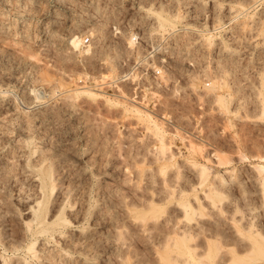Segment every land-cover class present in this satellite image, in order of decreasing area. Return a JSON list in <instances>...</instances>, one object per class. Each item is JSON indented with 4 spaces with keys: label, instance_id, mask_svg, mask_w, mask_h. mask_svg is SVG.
Returning a JSON list of instances; mask_svg holds the SVG:
<instances>
[{
    "label": "rangeland",
    "instance_id": "obj_1",
    "mask_svg": "<svg viewBox=\"0 0 264 264\" xmlns=\"http://www.w3.org/2000/svg\"><path fill=\"white\" fill-rule=\"evenodd\" d=\"M149 1L154 4L0 0V264H164L162 256L170 249L173 263L186 264L187 255L173 252L171 245L184 231L195 234L186 242L196 249L194 258L211 247L212 263L220 264L230 256L228 247H235L229 241L248 245V234L231 224L234 217L241 222L258 217L264 224L254 168L256 156L264 157V117L257 116L264 97L263 3L163 0L171 13L185 16L169 30L181 88L143 91L133 100L127 99L129 90L77 84L82 73L106 72L103 76L112 78L121 70L127 50L114 31L127 28L128 43L130 27L145 32L151 20L138 3ZM205 25L214 37L210 45L199 32ZM222 81L228 85L220 86ZM218 95L227 98L232 111L239 108L236 114L216 105ZM129 106L134 110L125 111ZM151 121L162 126L165 150ZM213 152L229 158L226 165L207 166L212 179L220 175L228 182L222 205L230 207L218 212L209 205L201 213H186L176 202L179 190L193 201L194 193L202 200L207 189L195 183L191 161L205 164L202 156ZM242 154L248 160L239 159ZM170 155L176 165L160 174L159 165ZM42 177L53 187L45 191L42 220L35 222ZM246 198H256L255 203L239 208L237 201ZM227 231L233 239L223 240L231 246L221 242ZM211 236L216 240L209 246ZM31 241L34 256L25 250Z\"/></svg>",
    "mask_w": 264,
    "mask_h": 264
},
{
    "label": "bare ground",
    "instance_id": "obj_2",
    "mask_svg": "<svg viewBox=\"0 0 264 264\" xmlns=\"http://www.w3.org/2000/svg\"><path fill=\"white\" fill-rule=\"evenodd\" d=\"M154 1V0H153ZM143 2H144V0H143ZM146 2V1H145ZM171 2L172 3H176V4H180L182 1H180V0H171ZM255 2H261V3H263L264 4V0H255ZM138 8H140V9H144V15L145 16H148V17H150V18H153V20L154 21H152L151 23H149V24H147V23H145L146 25H148L149 26V28H147L146 30H145V33H147V35H150V34H153V33H159V34H161V33H164V32H169V30L171 29H173L176 25H177V23H181L182 22V19L185 17L184 16V14L183 13H180L179 11H177L176 13H171V11H169V7H168V5H167V3H164V4H159L158 6L157 5H154V4H152L151 3V1H149V2H147V3H138ZM146 22H147V20H146ZM154 22V23H153ZM205 28L204 29H200L199 30V32H200V36L202 37V39L204 40V42H206V44L207 45H210L211 43H212V41H213V39H214V37H213V34H212V32L210 31V29H208V28H206V25L204 26ZM134 37V33H132L131 35H130V42L132 43V40H131V38H133ZM175 45H177V44H175ZM174 47V46H173ZM176 47V46H175ZM175 47L172 49H170L171 51L170 52H172L174 49H175ZM158 48H160V46H158ZM177 48V47H176ZM161 49V48H160ZM174 52H176L175 50H174ZM111 66V65H110ZM106 74V72H103V73H97L96 75H92V77H94V78H99V79H104V78H109V77H105V76H103V75H105ZM110 79H114V77H112V78H110ZM116 81V80H115ZM224 81H222V83L220 84V86H226V85H228L226 82L225 83H223ZM261 82V81H260ZM262 83V82H261ZM79 85V84H78ZM79 86H86V85H79ZM261 86H263V84H261ZM89 87H91V88H94V87H92V86H89ZM216 87V83L215 82H212V85H211V88H215ZM264 87V86H263ZM96 89V88H95ZM114 89H117V88H114ZM176 88H174V89H172L171 91H173V90H175ZM152 90H155V89H151V90H143V91H152ZM142 91V92H143ZM155 91H159V90H155ZM90 94H92V93H90ZM259 95H261V93L259 92ZM258 96V95H257ZM263 95H261V98L259 99L260 100V102H261V106H260V108H259V112H258V114H257V116L258 117H264V97H262ZM215 101H217V103H216V105L217 104H219V107L221 108V109H223L224 111H226L227 113H232L233 112V114H236V110L237 109H239V108H235L233 111H232V109H230L229 107V103H228V100H227V98L226 97H224V96H222V95H218L217 97H216V100ZM238 105H240V103L238 104ZM217 109H218V106H217ZM127 110H134L131 106H129V107H126L125 108V111H127ZM222 111V110H221ZM225 112V113H226ZM145 113V112H144ZM226 113V114H227ZM246 113V112H245ZM248 114V113H247ZM245 115V114H244ZM251 116H253V115H251ZM140 117H141V115H140ZM139 117V118H140ZM144 117H147V119L149 118L150 119V116L148 115V114H146V116H144ZM254 117H256L255 115H254ZM151 120H153V119H151ZM230 121V120H229ZM152 122V121H151ZM150 122V123H151ZM153 124V133H154V135L156 136V137H159V142L161 143V145H159V147H160V150L162 151V150H165V149H163L164 148V141L162 140V132H163V129H161V125H160V123H159V125L160 126H158V123H156V122H152ZM225 124V123H224ZM230 124V123H229ZM223 126V125H222ZM151 130V129H150ZM164 135V134H163ZM158 142V143H159ZM246 143V142H245ZM223 144V143H222ZM225 144V143H224ZM258 145V144H257ZM220 146V145H219ZM193 147V146H192ZM190 148L191 150H194V149H196V147H194V148ZM224 147V146H223ZM223 147H222V149H223ZM198 148V147H197ZM258 148H259V146H258ZM168 149V148H167ZM199 149V148H198ZM229 149V148H228ZM243 149V148H242ZM169 151V150H168ZM194 151H197V150H194ZM236 151V150H235ZM193 152V151H192ZM214 153V152H213ZM208 153V155L207 156H202V158L204 159V161H205V164L204 163H199V162H197V161H191L192 162V166L195 168L196 167V172H197V177H196V179H197V182H195L196 184H198L199 186H200V188L201 189H203V187H206L207 189H206V191L205 190H203L206 194H205V196L209 199L208 201V203L206 204V201H202V200H207L206 199V197H204L202 200H201V198L199 199V197H197V195L194 193V197L196 198V201H197V204H194V197H193V201H191V199H189L188 197H189V194L188 193H181V192H183L182 190H179V194H180V196H179V198L177 199V203H178V205L179 206H182V209H183V211H185L186 213L188 212V211H190V212H192V213H190V214H194V212H195V210L197 209L200 213L202 212V210H205L206 209V206H211V208L213 207V208H216V209H218V212L219 211H221L222 210V212L226 209V207H227V205L228 204H226L225 206L224 205H222L223 203V200L225 199V194L224 193H226V192H228L227 190L229 189V187H227V185H226V183H228V182H226L225 181V179L222 177V176H218L217 178H216V180L215 179H212L213 178V176H211L210 175V167L209 166H207V163L209 164L210 163V165L211 164H214L213 166H215L216 164H217V166L218 165H226V164H228L229 163V158H227V156L226 155H222V154H217L216 152V154L214 153ZM171 154V153H170ZM193 154V153H192ZM210 154H213V155H210ZM205 155V154H204ZM261 154H259L258 156H256V158L257 159H259V161H258V163H256L255 165H256V167H254L257 171H256V173L258 174V176H259V183L258 184H260V186H261V189H259V193L261 192V194L262 195H260L262 198V201L264 202V157H262V156H260ZM171 156V155H170ZM169 156V157H170ZM211 156H214L213 158L211 157ZM239 156H241V158H239V159H241V160H244V161H246V160H248V157H247V155L245 156V155H239ZM173 158V155L170 157V158H168V159H165V162L164 163H162L161 162V165H159V173L160 174H164L165 173V171L168 169V167H173V166H175L176 165V163L174 162V158ZM214 158H215V160H214ZM252 158H254L255 159V157H252ZM249 159H250V157H249ZM167 160V161H166ZM253 160V159H252ZM188 161V160H187ZM190 163V162H189ZM179 166V165H178ZM190 168V167H189ZM175 169V168H174ZM216 172H218V171H216ZM47 173V172H46ZM48 174V173H47ZM47 174H44V175H46V176H48L49 177V174L47 175ZM44 175H43V177H44ZM216 175V174H215ZM214 175V176H215ZM45 176V177H46ZM178 176V175H177ZM42 177V178H43ZM47 177V178H48ZM218 179V180H217ZM232 179V178H231ZM230 179V180H231ZM228 180V179H227ZM233 180V179H232ZM233 182V181H232ZM53 184V183H52ZM51 184V185H52ZM231 184V183H230ZM51 185L48 183V184H46V179L45 178H43V181H41V188H42V190H43V198H42V200L40 201V202H38V204L36 205L37 207H36V209L34 210V219H33V221H35V222H40L41 220H42V212H43V208H44V201L45 200H43V199H45L44 197H45V191H47V188H48V190H51V188L53 187V185H52V187H51ZM229 185V184H228ZM199 186H198V188H199ZM193 187V186H192ZM192 187H191V189H192ZM232 187V186H231ZM191 189H190V191H191ZM196 188H193L192 190H195ZM231 190V189H230ZM189 191V192H190ZM172 192V191H171ZM191 192H193V191H191ZM195 192V191H194ZM174 193V192H173ZM192 194V195H191ZM190 195L191 196H193V193H190ZM231 195H233V193L231 194ZM170 196H173L172 195V193L170 194ZM169 196V197H170ZM259 196V197H260ZM247 197V196H246ZM252 197V196H251ZM257 197V196H256ZM170 199H172V197L170 198ZM239 199V198H238ZM243 199H245V198H243ZM253 199H256V198H246V200L245 201H237V206L239 207V208H241V206L243 207V208H245V206H250V205H252V204H254L255 202H253ZM169 200V199H168ZM242 200V199H241ZM234 201V200H233ZM170 202V201H169ZM168 203V202H167ZM176 203V204H177ZM220 203H221V205L222 206H220ZM263 205H264V203H263ZM158 206V205H157ZM229 207H230V205H228ZM234 206H236V204L234 205ZM236 206V207H237ZM156 207V206H155ZM159 207V206H158ZM237 207V208H238ZM255 206H253V207H249V208H247V209H249V210H252L253 208H254ZM153 208V207H152ZM160 209H162L161 207H159ZM209 207H207V209H208ZM235 209V207H234V210H236V211H238L239 210V208L238 209ZM242 208V209H243ZM160 209H157V211L158 210H160ZM224 209V210H223ZM156 210V209H155ZM154 210V211H155ZM196 210V211H197ZM233 210V209H232ZM197 211V212H198ZM235 211V212H236ZM134 212V211H133ZM184 212V213H185ZM227 212V211H226ZM230 212V211H229ZM234 212V211H233ZM189 214V213H188ZM231 215H232V213H231ZM233 215H234V213H233ZM190 216V215H189ZM235 216V215H234ZM230 217V216H229ZM243 217V216H242ZM232 218V217H231ZM230 218V219H231ZM238 218H240V217H238ZM257 219H254V221L253 220H251V221H248L247 219H245V221H243V222H241V218L240 219H236V217H234L233 218V222L231 223V224H233V227H235L236 229V231H238L239 233H241V232H243V233H246V234H248V235H245V236H247L246 238L248 239L247 241H248V245L245 243V245H243V246H241V245H239L241 242H239L238 241V243L239 244H236V241L235 240H231V239H233L232 237H231V239H229V237L231 236L230 235V233H229V231H227L228 233L227 234H225L224 232L223 233H221L222 234V241L221 242H223V244L226 242L227 243V241L228 240H231V241H229V244H231V243H235V247H232L231 245H229L228 243V246H231V247H228L229 248V250L227 251V252H230V256H229V253H228V256H226L227 258L225 259V258H223V262L222 263H220V264H259V263H262V264H264V224L263 223H261V222H259V220H258V217H256ZM191 219V218H190ZM253 219V218H252ZM58 220H61V222H63V221H65V220H63V218L62 219H59L58 218ZM230 220V221H231ZM250 220V219H249ZM261 220V219H260ZM32 221V220H31ZM222 221V220H221ZM66 222V221H65ZM221 223V222H220ZM58 224V223H57ZM223 224V223H222ZM56 226V225H55ZM45 229V228H44ZM228 229V228H227ZM234 229V228H233ZM43 229H41L40 230V232L42 231ZM193 231V230H192ZM39 232V231H38ZM37 232V233H38ZM39 232V233H40ZM217 232V231H216ZM221 232V231H220ZM42 233H43V231H42ZM187 232L186 231H184V232H182V233H180L181 235H180V237L178 236V237H175V240H174V244H171V245H173V247H175V249H173L172 248V251L174 252V250H176L177 252H179V253H183L184 252V254H186L187 256V260L185 259V261H187L186 262V264H198L200 261L203 263V261L202 260H206L207 258H208V260L209 261H207V262H210V264L214 261L213 259L216 257L215 255H213L212 254V252H211V247H209L210 246V244L212 245V244H214L215 242H213V240L215 241L216 239L214 238L217 234H215V236L213 237V236H211V239L209 240V241H212V242H208V239H207V245L209 244V248L206 246V244H205V246L208 248H206L207 250V253H206V251L204 252H201L200 254H198V258L196 259V258H194L192 255L194 254L193 252H195L196 251V249L195 248H189V246H187L188 244V240H191V239H194L193 237H195V234H193L192 232H188L187 234H186ZM196 233V232H195ZM234 233V232H233ZM242 233V234H243ZM178 234V233H177ZM176 235V234H175ZM197 235V234H196ZM193 236V237H192ZM226 236H229V237H226ZM212 237L214 238V239H212ZM218 237H220L219 236V234H218ZM208 238V237H207ZM217 238V237H216ZM223 238H225L226 240H227V238H228V240L226 241L225 239L223 240ZM172 239V238H171ZM174 239V238H173ZM172 239V240H173ZM168 241V240H167ZM218 241V240H217ZM216 241V242H217ZM219 241H220V239H219ZM232 241H235V242H232ZM34 241H31V243L30 244H28L26 247H25V250L26 251H30V252H32L31 254H33L32 256H34L35 255V252H33L34 250V248H33V245H34V243H33ZM172 242V241H171ZM187 242V243H186ZM195 242V241H194ZM170 243V242H169ZM222 244V243H221ZM169 245V244H168ZM193 245V247H195V244L193 243L192 244ZM217 245H218V243H217ZM233 245V244H232ZM215 246V245H214ZM225 246H227V245H225ZM170 247V246H169ZM190 247H192V246H190ZM167 248V247H166ZM165 248V249H166ZM213 248V247H212ZM217 248V247H216ZM216 248H214V250L215 251H217L216 250ZM247 248V251H246V254H244V253H242L243 251H244V249H246ZM169 249V248H168ZM193 249H195L194 251H193ZM214 250H212V251H214ZM243 250V251H242ZM170 251H171V249H170ZM170 251H168V252H166L165 254H164V252H163V256H162V261H163V263L164 264H175V263H173L174 261L172 260L173 258L172 257H170ZM240 251H242L241 252V254H244V256L243 255H241L240 254ZM183 254V255H184ZM201 254H204L205 255V257H207V258H205L204 256H202ZM161 255V254H160ZM201 255V256H200ZM202 257V259L200 260V257ZM224 256V255H223ZM224 256V257H225ZM36 257V256H35ZM174 257V256H173ZM205 258V259H204ZM221 258V257H220ZM222 258H221V260H222ZM24 261L25 262H28L26 259H24ZM203 263V264H209V263ZM218 262H219V260H218ZM183 263V262H182ZM201 263V264H202ZM217 263V262H216ZM213 264V263H212ZM219 264V263H218Z\"/></svg>",
    "mask_w": 264,
    "mask_h": 264
},
{
    "label": "built area",
    "instance_id": "obj_3",
    "mask_svg": "<svg viewBox=\"0 0 264 264\" xmlns=\"http://www.w3.org/2000/svg\"><path fill=\"white\" fill-rule=\"evenodd\" d=\"M153 3L157 6L164 4L163 0H155ZM150 20L154 21L153 18ZM130 29L134 32V37L131 38L132 43H128L124 37L127 28L114 31V35L122 36L124 47L127 50L122 68L114 74V79H99L92 77L91 74L82 73L76 77L77 84L92 86L96 90L103 91L129 90L126 94L127 99L133 100L141 99L143 90L171 91L174 88H181L184 80L182 77L177 78L174 53L170 52L174 43L173 34L164 32L147 35L141 27H130ZM87 40L88 37L85 36L83 42ZM188 64L193 65L192 62ZM191 83L193 82L190 81L189 84ZM147 97L153 98L149 93Z\"/></svg>",
    "mask_w": 264,
    "mask_h": 264
}]
</instances>
